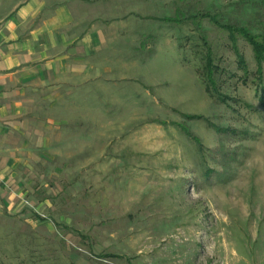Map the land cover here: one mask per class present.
Wrapping results in <instances>:
<instances>
[{"label":"rangeland","instance_id":"1","mask_svg":"<svg viewBox=\"0 0 264 264\" xmlns=\"http://www.w3.org/2000/svg\"><path fill=\"white\" fill-rule=\"evenodd\" d=\"M26 1L0 0V26ZM140 6L168 16L142 38L158 57L92 108L84 157L43 179L52 207L0 217V264H264V76L238 36L243 83L228 31L206 17L264 35V0ZM204 40L227 103L206 90Z\"/></svg>","mask_w":264,"mask_h":264},{"label":"crops","instance_id":"2","mask_svg":"<svg viewBox=\"0 0 264 264\" xmlns=\"http://www.w3.org/2000/svg\"><path fill=\"white\" fill-rule=\"evenodd\" d=\"M140 7V0H28L2 22L0 217L52 207L40 197L43 179L57 175L60 161L84 157L74 147L89 146L92 108H105L118 97L115 85L137 81L158 57L142 38L159 33L168 16Z\"/></svg>","mask_w":264,"mask_h":264},{"label":"trees","instance_id":"3","mask_svg":"<svg viewBox=\"0 0 264 264\" xmlns=\"http://www.w3.org/2000/svg\"><path fill=\"white\" fill-rule=\"evenodd\" d=\"M202 17H204L202 15ZM206 17H211V20L217 24L219 27L225 29L228 31V37L230 41H232V50L237 58L238 68L243 71L244 78H241L243 83H247L250 79V72L248 70V64L245 60V57L243 53L240 51L238 44H237V38L238 36H241L243 39H245L252 47L255 60L257 63V78L260 81V83H263V76H264V35L255 34L247 27H239L233 24H224L221 21L217 19L216 16H211L210 14ZM213 17V18H212ZM205 41V40H204ZM206 44V54L204 56V66H203V78L204 83L206 86V90L208 93L214 97L218 98L219 101L222 103H227L228 100L223 98V95L221 94L219 90V85L217 81V77L215 76L218 74L220 67L217 66L214 62L213 57V51L212 48L208 46L207 41L204 42ZM260 96V103L264 106V90L259 91Z\"/></svg>","mask_w":264,"mask_h":264}]
</instances>
